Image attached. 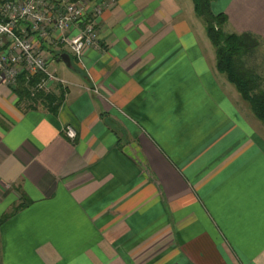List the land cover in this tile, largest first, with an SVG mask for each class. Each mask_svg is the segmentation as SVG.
<instances>
[{
	"label": "crops",
	"instance_id": "obj_1",
	"mask_svg": "<svg viewBox=\"0 0 264 264\" xmlns=\"http://www.w3.org/2000/svg\"><path fill=\"white\" fill-rule=\"evenodd\" d=\"M211 9L264 59V0ZM98 31L82 65L42 41L65 83L0 79V264H264V123L193 0H117Z\"/></svg>",
	"mask_w": 264,
	"mask_h": 264
},
{
	"label": "built area",
	"instance_id": "obj_2",
	"mask_svg": "<svg viewBox=\"0 0 264 264\" xmlns=\"http://www.w3.org/2000/svg\"><path fill=\"white\" fill-rule=\"evenodd\" d=\"M117 0H0V79L13 87L20 73H43L42 83L65 80L48 69L42 41L69 48L78 64L86 47H99L104 9ZM64 132L73 138L76 130Z\"/></svg>",
	"mask_w": 264,
	"mask_h": 264
},
{
	"label": "trees",
	"instance_id": "obj_3",
	"mask_svg": "<svg viewBox=\"0 0 264 264\" xmlns=\"http://www.w3.org/2000/svg\"><path fill=\"white\" fill-rule=\"evenodd\" d=\"M211 1L193 0V6L215 48L217 69L225 73L241 97L249 102L254 115L264 123V64L261 62L263 68L259 70L257 64L249 63V58L259 52L262 41L250 31H227V15L223 11L214 12ZM38 78V74H34L26 80L25 73H22L12 89L18 94L22 93L19 88L30 92L28 86Z\"/></svg>",
	"mask_w": 264,
	"mask_h": 264
},
{
	"label": "rangeland",
	"instance_id": "obj_4",
	"mask_svg": "<svg viewBox=\"0 0 264 264\" xmlns=\"http://www.w3.org/2000/svg\"><path fill=\"white\" fill-rule=\"evenodd\" d=\"M260 49H261V48H260ZM261 50H262V49H261ZM249 59H250V60H249V63H250V64L255 63V64H257V65L259 66V68H258L259 70L263 68V66H262V64H261V62H263V64H264L263 50L260 51V52H258V53H256V55H252ZM259 63H260V64H259Z\"/></svg>",
	"mask_w": 264,
	"mask_h": 264
},
{
	"label": "water",
	"instance_id": "obj_5",
	"mask_svg": "<svg viewBox=\"0 0 264 264\" xmlns=\"http://www.w3.org/2000/svg\"><path fill=\"white\" fill-rule=\"evenodd\" d=\"M61 58L68 63L70 62V58H69V55L67 53H62Z\"/></svg>",
	"mask_w": 264,
	"mask_h": 264
}]
</instances>
